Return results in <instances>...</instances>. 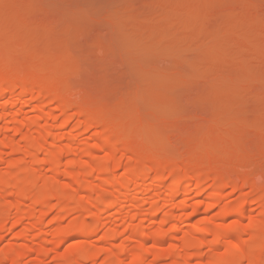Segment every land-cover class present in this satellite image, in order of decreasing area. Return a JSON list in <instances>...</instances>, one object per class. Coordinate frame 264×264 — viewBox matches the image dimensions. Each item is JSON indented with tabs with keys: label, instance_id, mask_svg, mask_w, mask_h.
I'll return each instance as SVG.
<instances>
[{
	"label": "bare ground",
	"instance_id": "bare-ground-1",
	"mask_svg": "<svg viewBox=\"0 0 264 264\" xmlns=\"http://www.w3.org/2000/svg\"><path fill=\"white\" fill-rule=\"evenodd\" d=\"M257 4L259 5V3ZM260 5L262 6H259L254 14L255 17L252 15L246 22L252 18L251 22L257 18L259 21V17H262L264 13V4L260 3ZM256 7L258 6H255L254 9ZM117 16L115 18L113 16L111 19L114 23H110V25L105 23V25L113 27L111 24H120L122 20ZM108 20H110L109 17ZM205 23L207 24V21ZM222 23L225 24V22H221V24L220 22H213V24L211 22L207 26L203 24L205 30L203 28L202 31L218 30L221 26L223 27ZM105 25L104 28H106ZM226 25L229 24L224 26ZM96 29L98 30V28ZM106 29H99V32L103 31L100 32V35L105 33L104 31L107 32ZM110 29L109 32H111ZM87 30L84 29V31ZM89 33L95 34L96 32ZM108 33H105V36ZM105 36L103 35V39L107 38ZM98 37L100 36L98 35ZM190 39V41L187 39V42L182 41L185 42L183 46L178 42L179 48H183L181 52L179 48L177 51L182 53L183 50L193 49L196 42L193 38ZM177 44L176 46L172 44V47L177 48ZM110 47L112 50L113 46ZM127 50L130 49L120 51L123 55L125 52L127 57L131 54H128ZM172 53L175 56L174 52ZM114 54V52L110 53V56ZM115 57L112 59H117ZM154 57L156 56L154 55ZM154 57L152 62L155 63L156 60H153L156 58ZM157 58L158 61L161 60V57L157 56ZM16 70H12V72L8 69L0 70V167L8 163L18 164L21 159L17 161L14 154L24 152L30 160L32 170H26L9 179L0 180V242L10 237L11 230L27 227L23 235L20 236L21 239L24 238L21 247L12 248L13 253L11 254L9 251L10 254L7 253L9 255L2 258V261L4 260L6 263L0 262L1 264H21L25 257L34 253L37 255L38 261L33 264H50L52 262L48 263V259L50 261L51 257L53 260L70 237L79 234H87L91 237L95 236L99 230L106 232V234L103 231L100 233V235H104L105 239L102 238V235L101 238L97 237L98 240L103 239V241L98 242L94 249L89 251L85 247H78L73 250L71 256H62L59 260L63 264H264V169L260 176L255 172V176L249 177V173H246H253L256 171L255 168V170L249 168L251 171L249 169L247 171V168L245 170V167L242 166V170H231L232 165H228L231 163L226 164L227 162L221 163V161L208 167L204 161L212 160L217 155L216 147H213L215 145L212 146L211 142H209L210 145L206 142L208 146L205 142L199 141L198 143L204 147L203 149L201 147L202 156L190 160L188 159L190 156L181 154V149L193 144H189V142L195 141V138H191L189 141L182 136V131L180 133L177 129L176 131L172 130L173 132L170 130L165 132L162 130L163 128L154 127L152 124L153 126H150L153 129H150V132L138 135L132 133V126L135 124L141 125L139 122L143 121V124L148 125L152 123L151 119L157 122L158 120L155 121V119L160 116L169 120L172 118L170 121L172 123V120L189 118L192 111H195L196 108L199 109L200 103L207 102H204L205 95L209 99L207 94L202 96L204 101L202 97L196 98L195 100H201L195 101L194 97H191L193 96L192 92L190 96L192 99L188 98L187 96L193 88L186 89L188 85L185 83V91L181 87L180 92L174 91L172 94L168 92L170 96L156 108L152 107L151 111H147L146 109L149 108L143 107L148 113H145L144 109L140 107H135L133 103L132 105L138 109L137 112L135 109L133 114L139 111L140 113L136 115L135 119L131 118L129 122L123 123V121L112 117L108 113L109 108L105 109L104 105L101 104V107L100 104L97 106L94 103H92L94 105L86 103L83 100L85 97L78 92L75 83L72 82L73 79L70 81L74 86L69 84L70 82L67 81L69 79L35 75L22 68ZM74 74L76 73L73 71L72 77ZM80 88L82 87L80 86ZM186 93H188L187 96H185ZM136 96L134 94V98L131 100L139 102ZM215 102L211 101L210 104H215ZM128 103L127 105H129ZM221 104L223 105V103ZM231 106H217L221 112L228 110L234 114L233 119L224 125H221V122V126L217 127L218 123L214 122L216 127L212 130L214 129L217 138L232 136L234 134L232 129L236 130V126L240 125L237 124L238 121L241 122L238 120L239 116L246 114L251 107L245 103ZM213 107L216 109V105ZM26 109L35 113L31 112L34 114H32L33 117L29 114L26 115ZM154 116L156 117L154 118ZM76 119L80 122L70 129L72 122ZM132 120L136 123H133ZM169 120L165 122L169 123ZM2 122L13 124L10 127H14L13 131L15 132L11 131V134H26L24 141L26 144L23 142L20 145L17 141H12L11 138L15 134L12 136L9 134V139H11L9 140L5 129H10V127ZM175 123L174 121L173 124ZM90 129H94L95 132L90 131L91 134L94 133L92 140L88 135L86 139L80 138L81 130L86 132ZM5 136L8 139L7 142ZM84 142L93 143L94 149L82 160L77 157L81 151L80 146ZM201 149L199 148V150ZM101 151H106L105 155H101ZM143 161L144 164L141 163ZM62 176H66L67 178H65L68 180L66 183L64 181V185H61L60 178ZM250 176L252 175L250 174ZM227 188L235 191L244 188L249 192L243 190L244 196L240 195L239 199L236 198L238 200L234 198L235 200L231 201L229 193L225 191ZM215 208H220L221 212L218 210L216 212L218 211L221 216L225 217L222 219L223 221L215 222V224L206 223L194 231H189L182 242L175 243L170 248L154 250L157 244L168 238L176 239L181 231L188 228L190 220L194 219L195 215L200 213L205 215L206 211H214ZM74 212L85 214L80 222V227L67 226L66 230L61 229V231L58 227L51 229L45 227L46 221V223L54 224L65 215ZM231 215L233 218L236 216V219H232L230 224L224 222V219ZM218 216L216 215V217ZM216 217L213 219L215 220ZM49 219L50 221H48ZM219 219L221 218L218 217V221ZM247 219L249 221L246 223ZM27 223H29V227L26 226ZM149 224H160V229L152 232L150 228H147ZM249 233L252 236L250 234L249 238L251 239L247 238L249 239L247 241L245 238ZM42 236L48 238L47 242L45 245H37V241ZM122 237H126V240L132 239L133 243L130 244L129 241L128 244L118 243ZM151 240H154L156 244L151 243ZM221 245L225 247L224 252L216 254V249ZM207 248L215 251L214 253L211 251L213 255L209 254L211 258L207 260V263H202V256ZM151 254L153 258H150ZM167 259L170 261L167 262Z\"/></svg>",
	"mask_w": 264,
	"mask_h": 264
},
{
	"label": "rangeland",
	"instance_id": "rangeland-1",
	"mask_svg": "<svg viewBox=\"0 0 264 264\" xmlns=\"http://www.w3.org/2000/svg\"><path fill=\"white\" fill-rule=\"evenodd\" d=\"M260 3L264 4V0H242L239 2L236 0H0V70L8 69L12 72V70L17 71L16 69L22 68L35 75L62 78L64 80L69 79L67 80L70 82L69 84L75 83L76 89L85 97L83 100L86 103H94L97 106L98 104L104 105L105 109L109 108L108 113L112 117L119 119L121 122L123 121V123L129 122L131 118L135 119L136 115L140 113L139 111L133 114V111L137 109L135 108L136 106L148 113L147 111H151L152 107L155 106L156 108L162 104L174 91H181V87L185 91V85H188L186 89L193 88L188 96V93H186L185 96L188 98L194 97L193 99L195 100L205 94L209 96V99L206 95L204 96L205 101L202 97L203 101L207 102L200 103L199 109H195L197 112L192 111L191 117L189 116V118L187 117L184 120L182 118V120H172L173 123L175 121L177 124L170 122L172 118L169 120L165 117L161 118L160 115V117L157 115L158 119H155V121L158 120L157 122L151 119L152 123L148 124V121V125L143 124V121L139 122L141 125L131 123L134 125L132 126V133L138 135L150 132L153 129L151 128L153 125L154 127H160V129L163 128L162 130L165 132H168V130L170 132L172 130L176 131L177 129L180 133L182 131L184 138L188 140L195 138V141L189 142V144H193L181 149V154L184 153L190 156L188 159L194 160L202 156L201 153L204 147H202L201 143L205 142L206 145L212 143V146L215 145L213 147H216L217 155L212 160L204 161L208 167L218 161V163L220 161L221 163L227 162L226 164L231 163L228 164L229 166L232 165L231 170L238 171L244 167L245 170L247 168V171L249 168L256 169V171H252L253 173L246 171V174L249 173L248 176L253 177L256 175L254 173L257 172V175L260 176L263 174L262 170L264 169V91H262L264 90V13L262 15L263 18L259 17V21L257 18L251 22L252 18L246 22L252 15L256 14L259 6H262ZM255 6L258 7L254 9ZM47 9L50 11H47ZM109 13L110 16H108ZM115 15H118L117 18H121L122 24L117 22L118 25L111 24L113 27L108 26L110 23H114L111 19L113 16L115 18ZM108 17L110 20H108ZM252 17H255V15ZM205 21H207V24L225 22V24H229V27L226 25V28L225 24L223 25L222 23V29L220 27L218 30L205 32L202 31L204 26H207ZM105 23H109L108 27ZM100 24L102 27L105 25L107 29L99 26ZM203 24L204 26H202ZM233 25L236 26L234 27ZM90 28H98V30ZM108 28L111 32H109ZM84 29H88V32L84 31ZM99 29L108 30L104 32H109V35L106 34L105 36V33L100 35V32L103 31L99 32ZM91 30L94 33L96 32V35L89 33L92 32ZM103 35L107 37V40L103 39ZM108 37H110L109 40ZM190 38H193L196 42L195 47L183 50L180 53L183 47L179 48V45L182 44L181 46H183L185 42L182 41L187 39L190 41ZM175 43L179 44H177V48H174L176 46ZM172 44H174L173 47ZM110 46H113L112 50ZM178 48L180 52L177 51ZM126 49L131 50V52L127 50L128 54L131 53L127 57L125 52L124 55L121 53V51ZM170 51L174 52L175 56ZM113 52L115 54L110 56V53L113 54ZM117 52L122 55L118 53L119 56H116ZM168 52L171 54L169 55ZM165 55L167 56L163 58ZM157 56L161 57L160 61L157 60ZM112 57L117 59H112ZM153 57L156 58L153 61L156 60L157 63L156 61L155 63L152 62ZM73 71L76 73L74 74L75 78L72 77ZM72 79L73 83L70 81ZM194 79L197 81L195 82ZM211 79L214 80L212 81ZM74 80L76 81L74 82ZM177 87L179 88L177 89ZM235 88L239 89L236 90ZM191 92L193 96H191ZM134 94L139 96H136V99L140 103L142 102L140 106L139 102L131 100L134 98ZM127 98L129 99L127 100ZM90 100L91 102L89 103ZM129 100L130 102L128 103ZM210 100L212 102L216 101L215 104H210ZM133 103L135 107L132 105ZM243 103L251 106L250 110L246 114H242L243 116H239L238 120H241V122L237 120V124L240 125L239 127L236 126L237 124L235 125L237 127L236 130L233 128L235 131L232 129L234 134L230 136L231 138L220 139L215 137V131L212 128H215L216 125L218 127L221 122V125H224L234 117L232 111L224 110V112L222 110V113L221 110L217 109V106L232 105L231 107H234ZM131 105L134 109H131ZM212 105H216V109ZM143 107L149 109H146V111ZM25 111L26 115L29 114L32 117L35 114L27 109ZM135 111L137 112L138 109ZM78 119L80 120V118ZM78 119L72 122L70 129H72L73 125L82 121H78ZM160 119L163 120L161 121ZM168 120L169 123L165 122ZM2 123L4 124L5 122ZM133 123L136 122L133 121ZM11 124L8 122V124L4 125L12 127L13 124ZM11 127L10 129H5L8 139V135L14 130V127ZM90 131L94 132V129L86 132L81 130V134L79 132L80 138L91 137L92 140V135L95 132L91 134ZM15 135L12 136L14 138H11L12 141H17L18 144L22 145L26 134ZM81 135L83 136L81 137ZM7 137L6 142L8 141ZM199 141L201 143H198ZM194 142L201 146L195 145ZM90 143L84 142L81 144V155L79 154L81 158L78 155V159L84 160L88 156L87 154L93 151V143ZM106 151H101V155H105ZM186 155L185 157L187 158ZM14 156L17 161L19 159L21 161L16 165L8 163L4 164L3 167L1 166L0 180L9 179L15 174L26 170H32L30 160L24 152H17ZM141 163L144 164L145 162ZM242 166L243 168L241 169ZM258 168H260L259 172L257 171ZM48 171H50L49 168ZM65 177L62 176V179L60 178L61 185H64V181L65 183L68 181L67 177ZM228 189L225 191L229 193L231 201L232 199L234 201L237 197L239 199V196L246 191L244 188L236 189V191L231 188L233 191ZM246 192L248 193L249 190L247 189ZM216 210L220 211V208H215V212L213 210L206 211L207 214L205 213V215L201 213L195 215L194 219L190 220L192 224L190 222L191 225L189 224L190 226L188 225L185 231H181L176 239L168 238L157 244L154 250L170 248L173 244L182 242V239L189 231H194L206 223L215 224V222L223 221L222 219L225 217L221 216V213L219 214ZM214 215L221 219L218 221V217H216L214 220ZM83 216L85 214L80 212L67 214L54 224L46 223V221L45 227L47 226L49 229L58 227L60 231L61 229L66 230L67 226L80 227ZM231 216H229L230 218L227 217L228 219H224V222L230 224L232 219H236V216L234 218ZM248 221L249 219L246 220V223ZM28 225L29 223L26 224V226ZM159 225L149 224L147 228L154 232L160 229ZM26 228L11 230L12 232H9L10 237L0 242V262L6 263L4 260L2 261V258H5V255L12 254V248L18 249V246L21 247L24 238L21 239L20 236L23 235ZM17 230L21 234H18ZM101 231L103 230L98 231L99 234L97 233V236L89 237L87 234H79L70 237L59 254L55 258L53 257L54 261L50 257V261L48 259L47 262H52L50 264H63L59 259L62 256H71L73 250L78 247H85L89 251L94 249L98 242L100 243L105 239L104 235L101 234L103 239L98 240L97 237L101 238ZM250 234H247L248 237L246 235L245 239L247 241L251 239L249 238ZM130 236L131 234L129 238ZM47 240L48 238L42 236L37 241V245H45ZM128 241L130 244L133 243L132 239L126 240V237L120 238L118 243L128 244ZM153 242L154 240H151V243ZM224 250L225 247L221 245L216 249V254H222ZM211 251L212 249L209 250V248L206 249V252L204 251L202 263H207V260L211 258L209 254L214 253L215 250ZM23 261L21 264H33V262L38 261L37 255L34 253L25 257ZM169 261L167 259V262Z\"/></svg>",
	"mask_w": 264,
	"mask_h": 264
}]
</instances>
